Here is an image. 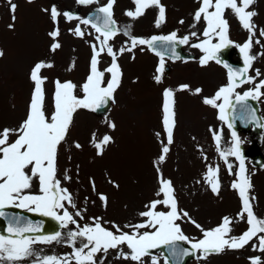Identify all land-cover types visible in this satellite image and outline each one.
I'll list each match as a JSON object with an SVG mask.
<instances>
[{
    "label": "rangeland",
    "instance_id": "1",
    "mask_svg": "<svg viewBox=\"0 0 264 264\" xmlns=\"http://www.w3.org/2000/svg\"><path fill=\"white\" fill-rule=\"evenodd\" d=\"M13 2L17 5L14 14L10 12L7 0H0V50L4 53L0 57V131L5 128L18 129L26 119L34 90L30 73L38 62L53 65L41 72L42 76L47 77L44 84L46 114L53 111L57 80L71 81L77 86L76 95L83 96L80 86L90 73L92 45H98L95 39L98 33L80 21L84 19V13L99 8L106 4L107 0H99V3L91 5H81L77 0ZM160 3L165 7V21L160 27H156L158 9H146L143 16L133 21L125 15L126 11L135 10L133 0H116L113 18L119 34L109 43L114 51L130 44L129 36L123 34L128 25H131L132 37L146 40L176 32L179 38L189 36L185 50L194 54L195 59L169 62V70L163 72L162 82L157 84L154 76L158 74L160 60L149 53L145 45H139L132 52L125 51L118 55L117 63L123 75L120 86L114 93L115 102H112L110 111L103 117L85 113L82 109L77 110L66 142H62L58 148L57 177L61 180V187H66L72 193L77 208H86L83 212L84 219L76 218L81 226L91 224L92 218L100 217L105 228L115 231L112 227L114 223L125 232H131L132 229L124 228V225L145 221L147 218L141 217L140 213L147 211L146 205L163 198L157 196L160 187L158 178L162 176L172 182L178 209L186 211L192 220L206 230L220 225L223 217L232 218L230 235L238 237L249 225L244 221L235 223V216L241 212L242 204L237 190L229 188V185L237 177L229 174L213 138L214 132L220 133V150L227 151L232 143V129L218 119V109L203 103L205 97H213L221 86L228 83V73L214 60L202 67L199 61L205 54L200 49L191 47L192 43L207 39L203 36L206 22L203 18L199 23L194 21V14L201 6V0H160ZM53 6L61 13L79 10V14L72 20L61 15L53 22L50 15ZM46 9L48 11H45ZM248 10L257 13L253 17L257 35L253 38L252 53L264 52V37L259 36V30L264 29V0H255ZM13 15L15 19L12 18ZM224 18L229 24L228 39L233 42L230 46L232 59L243 61V55L236 45H243L249 38V32L242 27L230 9L225 10ZM194 23L196 26L192 27ZM77 26L85 33L83 38L71 31ZM57 28L60 35L54 41L49 33ZM193 32L197 35L192 36ZM257 38L261 41L259 45L254 42ZM54 42L61 45L55 52L51 51ZM212 42H219L218 37ZM99 60L100 70L108 68L111 64V57L106 53L102 54ZM253 64L254 69L261 72L258 80L264 79V55H258ZM254 69L249 71V76H255ZM109 79L110 74L106 73L105 84ZM181 85H188L190 90L177 91ZM199 87L202 91L194 94V90ZM253 87L252 84H244L236 91L242 94ZM169 88L175 93L176 126L173 130V144L169 146L170 151L161 164V149L167 143L163 125V92ZM261 91L264 92V89ZM256 101L264 123V96ZM109 123H114L115 128H110ZM93 133L96 134L97 140L104 135L111 137V142L105 146L102 155L97 154V149L92 143ZM236 133L246 152L256 151L252 157L253 161L251 157L246 156L245 168L248 175L254 174L251 194L256 199V211L260 214L264 211V128L258 132L251 129L248 132ZM15 139V135L10 136V142ZM76 143H79L81 148L77 149ZM228 162L233 165V173L238 172L239 161L229 156ZM254 163H259L260 167L257 168ZM209 166H218L220 169L219 195L214 194L204 180ZM66 172L71 180L64 179ZM36 184L38 183L34 182L33 188L29 190L33 194H39V185L35 186ZM99 194L107 197V207L99 199ZM157 210L168 211L162 205L158 206ZM69 211L74 212L75 209L69 208ZM177 223L190 239L202 238L201 231L187 218L178 220ZM74 227L69 224L68 228H62L59 232L63 236ZM253 243L258 245V240L254 238L243 249H225L219 255H209L206 260L192 257L186 264H250L252 257H260L264 262V253L253 251ZM32 248L41 258L52 255L70 256L73 251L63 240L51 244L35 243ZM121 248L128 251L125 245ZM151 252L159 259V264H164L158 249ZM115 255V250H109L105 264H135L130 260H117ZM35 260V256L29 257L20 264H33ZM143 261L144 264H151V256L144 257Z\"/></svg>",
    "mask_w": 264,
    "mask_h": 264
},
{
    "label": "snow or ice",
    "instance_id": "2",
    "mask_svg": "<svg viewBox=\"0 0 264 264\" xmlns=\"http://www.w3.org/2000/svg\"><path fill=\"white\" fill-rule=\"evenodd\" d=\"M29 3L32 0H28ZM81 5H91L99 3V0H77ZM116 0H107V3L101 5L96 12L95 22L89 19H82L80 23L90 25L95 29L98 35L95 39L97 44H93V55L90 61V73L80 86L83 96L76 95L77 86L71 81H55V91L53 95V111L46 114L45 107V89L44 84L47 77L42 76L41 72L45 68H51V63L43 61L34 65L30 73V79L34 83V90L29 104V110L26 119L21 123L18 129L5 128L0 131V218L7 219V235H0V264H20L29 257H36L33 264H105L109 250H115V259L130 260L135 264H144L143 258L151 256V264H159V259L152 255L153 249H165L161 253L164 264H183L186 257L193 256L198 259L206 260L209 255H219L228 250L243 249L254 238L258 240V245L253 243V251L264 253V219L258 218L253 210L254 196H250L252 188L250 176L245 168V159L242 151V141L235 130L231 131V147L227 151L220 150L221 134L213 133L219 155L224 159L230 175H235L237 179L231 187L237 190L242 202V210L238 213L240 220L245 219L249 225L248 229L240 236L230 235L232 232V218L223 217L222 223L213 229H204L201 225L191 219L186 211L178 209V203L175 197V189L170 180L162 176L158 178L160 187L157 199L146 205L147 211L140 213L141 217L147 218L145 221L136 224H126L124 228L132 229L131 232H125L120 226L112 224L115 231L105 228L100 217L92 218L91 224L81 226L78 221L83 220L85 209L77 208L72 193L66 188L61 187V180L57 177V157L58 148L62 142H66V136L70 126L73 123V116L78 109H87L96 112L108 106L109 101L115 102L114 93L120 86L123 73L117 63L118 55L125 51L132 52L139 45H147L160 57L157 75L154 80L157 84L162 82V75L165 70L164 56L170 51L175 59H181L176 53L178 45L189 43V36L179 38L176 32L167 36H153L146 40L143 38L132 37L130 35L131 25L124 30V35L129 36L130 44L126 47L114 51L109 43L118 34L119 29L113 18V6ZM135 10L125 12L131 20L135 21L145 14L149 8L158 9V18L156 27H160L165 21V7L160 0H133ZM255 0H201V6L194 14V21L199 23L201 19L206 22L207 27L203 31V36L207 39L200 43H192L191 47L200 49L205 55L200 59V65L206 66L209 61L223 63L220 59L223 51L233 42L228 39L229 24L224 18L226 9H230L239 20L242 27L249 32V38L243 45H236L243 55L244 67L239 70H233L227 64L228 83L221 86L213 97H205L203 103L219 110L218 119L225 122L229 129L233 128L228 112L235 113L234 104L240 105L241 118L247 119L250 123H258L255 110L248 104L249 99L259 100L264 96V79L259 69H254L255 76H249L252 65L261 53H252L253 38L257 35V26L253 22V17L257 15L255 11H249L250 6ZM9 10L15 13L17 5L13 0H7ZM210 9H214L210 11ZM45 11H48L47 9ZM53 22L61 15L72 20L74 17L69 13H61L53 6L50 10ZM15 19V16L12 17ZM183 23V21H180ZM196 23L192 27L196 26ZM11 28L12 25H9ZM76 36L83 38L85 33L79 26L71 30ZM49 35L55 41L60 35L59 29H55ZM196 36L195 32L191 33ZM259 36L264 37V29L259 30ZM218 37L219 42L213 43L212 40ZM255 44L261 43L260 39H255ZM167 45L165 52L157 50V45ZM61 47L59 42H54L51 51L55 52ZM111 57V64L108 68L100 70L99 57L102 54ZM4 55L0 50V57ZM74 67V63L72 65ZM71 70V69H69ZM110 74V79L105 84V74ZM258 81V82H257ZM244 84H252L253 88L244 91L242 94L236 89ZM190 90L188 85H181L177 91ZM202 90L195 89L194 94H199ZM174 90L165 89L163 92V125L166 132L167 143L161 149L159 163H164L167 154L170 151L169 146L173 144V130L176 126L175 120V99ZM222 101L221 103H218ZM110 128H115L114 123H109ZM15 135L16 139L10 142V136ZM159 135V134H158ZM111 142V137L104 135L100 140L96 139L93 133L92 143L97 149V154L102 155L105 146ZM77 149L81 148L79 143L75 144ZM232 156L239 161L238 172L233 173V165L228 162V157ZM159 173V168H157ZM219 167L209 166L204 180L211 187L214 194L219 195L220 180ZM65 180H71V177L64 176ZM39 185V194H33L29 190L33 188V183ZM111 182V181H110ZM199 183V181H198ZM95 191V184H92ZM118 187V186H117ZM99 199L107 207V197L99 194ZM87 201V198H85ZM162 205L168 211H158V206ZM7 208H19L29 212L37 213L40 216L50 217L57 221L61 228H68L69 224L75 226L63 236L61 232L51 235H26L41 232L38 225L31 221H25V218L19 215L9 216L4 210ZM69 208L75 209L70 212ZM187 218L189 222L195 225L202 233L201 239H190L187 237L178 220ZM105 223H110L105 221ZM145 229V231H141ZM66 242L73 249L72 253L63 257L44 256L40 257L32 248L35 243L51 244L53 242ZM179 242H184L189 247H181ZM125 245L128 251L121 248ZM197 253L199 255L197 256ZM99 254V255H98ZM250 264H264L260 257L250 258Z\"/></svg>",
    "mask_w": 264,
    "mask_h": 264
},
{
    "label": "water",
    "instance_id": "3",
    "mask_svg": "<svg viewBox=\"0 0 264 264\" xmlns=\"http://www.w3.org/2000/svg\"><path fill=\"white\" fill-rule=\"evenodd\" d=\"M97 15H98V13L96 11H92V12L87 14L86 18L91 20V21H93V22H95V17ZM177 47H176V49H177ZM157 50L161 51V52H165V50H160V47H158ZM165 55L172 56L170 52H166ZM178 55L180 57H184L185 56V55H182L180 52H178ZM222 58L226 59V60H229V49L228 48L225 51H223ZM236 68H237V66H234V70ZM242 68H243L242 66H239L237 69H242ZM248 104L251 106L252 109L255 110V113H256V109L257 108H256L255 103L253 101H248ZM233 106L236 109L235 113H233L231 110H229V112H228V116H229V118L231 120V123H232L233 127L234 128H238V129L247 128L246 126L250 122L247 119H242L241 118L240 105L234 104ZM108 108H109V103H108V106L106 108H102V109L96 111L95 114L104 115L108 111ZM253 152L255 153L256 151L254 150ZM11 215H19V216L25 218V221H31L34 225H38L41 228V232L40 233L26 234V235H39V234L54 233V232H56L57 227H58V222L57 221H55L54 219H47V218H45L43 216L31 217L28 213H24V212H21V211H13V213H11L9 216H11ZM6 227H7V219L6 218H1L0 219V234L1 235H7L8 234L7 231H6ZM180 246L181 247H185V246H182V245H180ZM188 258L189 257L184 258L183 264H184L185 260L188 259ZM171 263L173 264L172 261H171Z\"/></svg>",
    "mask_w": 264,
    "mask_h": 264
},
{
    "label": "flooded vegetation",
    "instance_id": "4",
    "mask_svg": "<svg viewBox=\"0 0 264 264\" xmlns=\"http://www.w3.org/2000/svg\"><path fill=\"white\" fill-rule=\"evenodd\" d=\"M262 219H264V218L262 217Z\"/></svg>",
    "mask_w": 264,
    "mask_h": 264
}]
</instances>
